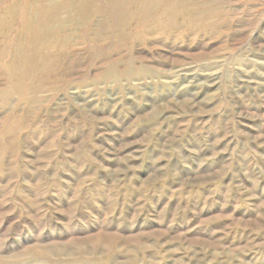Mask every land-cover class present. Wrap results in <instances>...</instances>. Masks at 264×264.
Listing matches in <instances>:
<instances>
[{
  "label": "rangeland",
  "instance_id": "rangeland-1",
  "mask_svg": "<svg viewBox=\"0 0 264 264\" xmlns=\"http://www.w3.org/2000/svg\"><path fill=\"white\" fill-rule=\"evenodd\" d=\"M0 264H264V0H0Z\"/></svg>",
  "mask_w": 264,
  "mask_h": 264
}]
</instances>
